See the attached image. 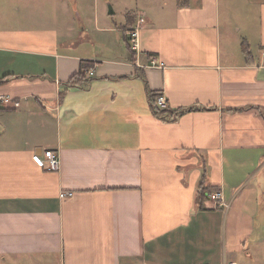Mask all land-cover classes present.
<instances>
[{"label": "crops", "instance_id": "1", "mask_svg": "<svg viewBox=\"0 0 264 264\" xmlns=\"http://www.w3.org/2000/svg\"><path fill=\"white\" fill-rule=\"evenodd\" d=\"M181 2L0 0V264H264V0Z\"/></svg>", "mask_w": 264, "mask_h": 264}, {"label": "built area", "instance_id": "2", "mask_svg": "<svg viewBox=\"0 0 264 264\" xmlns=\"http://www.w3.org/2000/svg\"><path fill=\"white\" fill-rule=\"evenodd\" d=\"M144 23H145V18L143 17L140 18L137 24L131 27L127 33V40L129 42V45L131 49L135 51L136 53L140 51V31ZM149 66L153 68L163 67L162 63L158 60V57L156 56L152 57ZM87 73L90 77L95 75V71L93 69H89ZM0 99L4 103L13 102V100L10 97L1 96ZM156 103L161 109L169 108L167 99L164 94H159L157 96ZM14 106L17 108L20 106V103L16 101L14 102ZM33 161L39 168L47 169L49 171L59 170L61 166L59 156L52 150H46L43 152V154H40V155L35 153L33 155ZM73 195H74V192H61L60 197L67 198V197H72ZM208 199L214 201L216 203L215 204L216 207H221V208L229 207V204L226 203L223 199L222 192L219 190L214 191L211 194H209ZM228 264H236V263L231 262Z\"/></svg>", "mask_w": 264, "mask_h": 264}, {"label": "trees", "instance_id": "3", "mask_svg": "<svg viewBox=\"0 0 264 264\" xmlns=\"http://www.w3.org/2000/svg\"><path fill=\"white\" fill-rule=\"evenodd\" d=\"M179 4L182 5L183 3L181 0H178ZM181 2V3H180ZM187 4V3H186ZM245 51L249 53V50L247 47H245ZM90 63L83 61L81 63L80 70L77 74H75L71 80L67 83L69 86H87L90 83L91 78L87 76L86 72L90 68ZM157 94H152V112L159 118L162 119H175L179 117L181 114H183L185 111L181 110L180 112H174L171 111V109H161L157 103ZM218 188L209 187V186H202L200 188V194H199V205L200 207L203 206L205 200L208 198L209 194H211L214 191H218Z\"/></svg>", "mask_w": 264, "mask_h": 264}]
</instances>
